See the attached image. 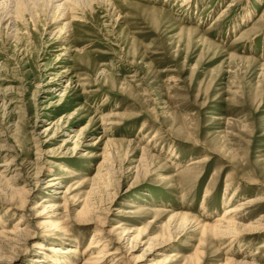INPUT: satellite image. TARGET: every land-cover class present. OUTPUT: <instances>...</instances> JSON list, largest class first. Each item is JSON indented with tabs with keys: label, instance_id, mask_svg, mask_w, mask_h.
Returning <instances> with one entry per match:
<instances>
[{
	"label": "rangeland",
	"instance_id": "374dc122",
	"mask_svg": "<svg viewBox=\"0 0 264 264\" xmlns=\"http://www.w3.org/2000/svg\"><path fill=\"white\" fill-rule=\"evenodd\" d=\"M1 3L0 264H264V0Z\"/></svg>",
	"mask_w": 264,
	"mask_h": 264
},
{
	"label": "bare ground",
	"instance_id": "6f19581e",
	"mask_svg": "<svg viewBox=\"0 0 264 264\" xmlns=\"http://www.w3.org/2000/svg\"><path fill=\"white\" fill-rule=\"evenodd\" d=\"M14 0H9V2H13ZM25 0H23V2H24ZM38 1H41V0H38ZM5 2H7L8 3V1H5ZM4 3V2H3ZM31 4V3H30ZM1 6H3L2 5V3L0 4V8H1ZM5 6V5H4ZM3 6V7H4ZM2 9V8H1ZM0 9V10H1ZM2 12V11H1ZM0 12V13H1ZM6 16H2V20H4V18H5ZM7 18V17H6ZM5 18V23H7V25H10L11 23H12V21H10L9 20V18L8 19H6ZM149 151V150H148ZM67 169V171H69V168H66ZM72 170V169H71ZM56 178H52L51 180H55ZM232 196V195H231ZM231 198V197H230ZM229 201V200H228ZM227 201V202H228ZM227 202H225V203H227ZM256 202H261V199L260 198H251V199H249V201L247 202V204L248 205H252L253 203H256ZM229 203V202H228ZM12 207V206H11ZM243 210V208L242 207H240V206H230V207H228L226 210H225V213L223 214V216L222 217H220L219 219H218V221H217V223L216 224H204L203 226H202V228H203V232L202 233H204V231H206V230H208V229H210L211 231H215V233L216 234H218L219 235V233H220V235L223 233H226L228 230H230V232H233V231H235V230H233L235 227H232V226H236V227H238V225H237V223H235V217H236V215L240 212V211H242ZM25 215V214H24ZM23 217L24 216H22L21 217V219H19V221H18V223L16 224V227H15V231H17L18 233H20V234H23V235H28V232L26 231V229L25 228H23V227H20L19 225H20V223L23 221ZM97 217V216H96ZM97 218H99V216L97 217ZM88 219H93V218H90V217H88ZM86 221V220H85ZM88 221V220H87ZM96 221V220H95ZM98 221V220H97ZM99 223V222H98ZM102 225V224H101ZM61 228H64V227H61ZM104 231V229L103 228H101V229H98L95 233H94V237L92 238L93 240H92V242L90 243V245H89V249L91 250V249H97L98 250V252L96 253V254H94L93 256H92V259L89 261V262H87V264H103L104 263V261H106L107 260V256L108 255H118V254H120V251L119 250H115V251H110V252H108L109 250H108V246H110L109 245V243H106V242H108V240L107 239H105V233L103 232ZM1 233L2 232H0V235H1ZM10 233H13L14 234V232H10ZM230 234V233H229ZM2 237V236H1ZM100 238H104V240L102 241V239H100ZM21 239H24V238H21ZM52 247L55 249V251L56 252H58L57 253V255H59V253L60 252H64L65 254H67V255H71V254H78L79 253V250H78V248H75V247H72V248H69V249H67V250H64L63 249V247H60V246H58V247H54V246H50V247H48V249H52ZM36 261H45V259L43 258H40V259H38V258H36ZM25 264V263H24Z\"/></svg>",
	"mask_w": 264,
	"mask_h": 264
}]
</instances>
